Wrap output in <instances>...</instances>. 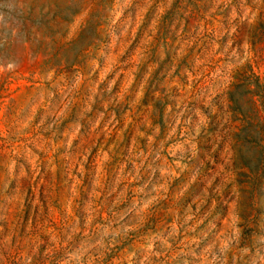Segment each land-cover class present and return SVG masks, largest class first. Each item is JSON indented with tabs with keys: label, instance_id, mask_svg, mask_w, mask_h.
Wrapping results in <instances>:
<instances>
[{
	"label": "rangeland",
	"instance_id": "rangeland-1",
	"mask_svg": "<svg viewBox=\"0 0 264 264\" xmlns=\"http://www.w3.org/2000/svg\"><path fill=\"white\" fill-rule=\"evenodd\" d=\"M261 2L0 0V264H264Z\"/></svg>",
	"mask_w": 264,
	"mask_h": 264
},
{
	"label": "trees",
	"instance_id": "trees-1",
	"mask_svg": "<svg viewBox=\"0 0 264 264\" xmlns=\"http://www.w3.org/2000/svg\"><path fill=\"white\" fill-rule=\"evenodd\" d=\"M253 2V0H251ZM264 0H262L261 4L263 6ZM247 67L249 68V63L247 64ZM246 87L247 91L253 96V97H259L262 99L264 98V85L262 84L260 77L256 75L255 73H250L249 75L244 74L243 79L240 81L239 84H237V87ZM261 93H263L261 95ZM229 102L234 105L238 106V101L235 98L234 93H229ZM243 114V113H240Z\"/></svg>",
	"mask_w": 264,
	"mask_h": 264
},
{
	"label": "clouds",
	"instance_id": "clouds-1",
	"mask_svg": "<svg viewBox=\"0 0 264 264\" xmlns=\"http://www.w3.org/2000/svg\"><path fill=\"white\" fill-rule=\"evenodd\" d=\"M11 67H13V65L10 64V65H9V68H11Z\"/></svg>",
	"mask_w": 264,
	"mask_h": 264
}]
</instances>
